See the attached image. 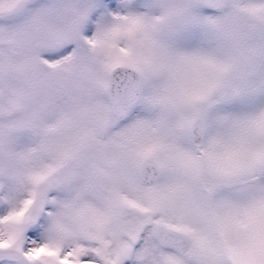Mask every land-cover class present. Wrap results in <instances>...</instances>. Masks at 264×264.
<instances>
[{"label":"snow or ice","instance_id":"obj_1","mask_svg":"<svg viewBox=\"0 0 264 264\" xmlns=\"http://www.w3.org/2000/svg\"><path fill=\"white\" fill-rule=\"evenodd\" d=\"M0 264H264V0H0Z\"/></svg>","mask_w":264,"mask_h":264}]
</instances>
